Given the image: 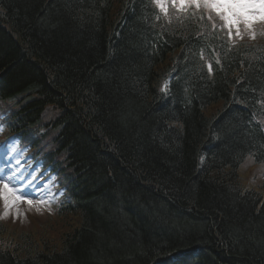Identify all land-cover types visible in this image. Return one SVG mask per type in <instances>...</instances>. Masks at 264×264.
Masks as SVG:
<instances>
[{
    "label": "trees",
    "instance_id": "trees-1",
    "mask_svg": "<svg viewBox=\"0 0 264 264\" xmlns=\"http://www.w3.org/2000/svg\"><path fill=\"white\" fill-rule=\"evenodd\" d=\"M209 20L152 0H0L10 127L52 104L54 215L75 217L53 244L1 222L0 264H264V197L238 176L264 164V37Z\"/></svg>",
    "mask_w": 264,
    "mask_h": 264
},
{
    "label": "rangeland",
    "instance_id": "rangeland-1",
    "mask_svg": "<svg viewBox=\"0 0 264 264\" xmlns=\"http://www.w3.org/2000/svg\"><path fill=\"white\" fill-rule=\"evenodd\" d=\"M211 2L212 0H184L183 3L180 0H158L157 4L162 11L172 8L180 10L187 7H194V10L203 9L207 13V17L211 20L210 22L224 27L231 39L242 40L245 38L246 40H251L257 38V35L264 34V19L260 18L261 13L259 9L249 10L247 13L248 17L251 18L249 22H245L243 17H233L237 22L231 28L230 34L224 19V16L228 15V13L224 12L222 15L221 10L206 6ZM213 106H210L211 109L209 108V111L214 110ZM206 110L208 111V109ZM1 127L2 124H0ZM46 128L47 126L41 125L38 130L39 132H43ZM2 138L3 134L0 131V144ZM10 142L13 144L14 149H16V142L21 146L18 137H14ZM21 152L18 151L16 158L21 161L20 167L23 169L25 164L22 160L26 154ZM6 153V150H0V166H5ZM238 176L243 188L256 190L264 197V164H254L251 162L250 157H247L238 168ZM23 178H25V174H22L20 180ZM25 187L28 190L34 189L35 186L25 184ZM48 188L52 193L54 192L53 187L48 186ZM24 189V187H20L19 191L16 192V195L21 197V200L10 204L7 208L5 207L4 201L0 199V223L2 222L5 226V232H7L8 236L18 238L22 232H27V234L31 232L34 233L36 238L39 239L41 237L48 243L53 244V242L60 239L62 233L71 230V227L75 224V217L58 218L57 215L53 214V211L49 210V206L52 207V205H48V203L52 198L48 202L37 204L33 200V197L29 199L24 196L22 193ZM28 200H32L31 206L27 203ZM36 224L40 226L38 230L35 229Z\"/></svg>",
    "mask_w": 264,
    "mask_h": 264
},
{
    "label": "snow or ice",
    "instance_id": "snow-or-ice-1",
    "mask_svg": "<svg viewBox=\"0 0 264 264\" xmlns=\"http://www.w3.org/2000/svg\"><path fill=\"white\" fill-rule=\"evenodd\" d=\"M180 2L183 3L184 0H180ZM206 6L221 10L222 15L224 12L228 13V15L224 16V19L230 34L231 28L237 22L233 17H243L245 22H249L251 18L248 17L247 13L250 9H259L261 13L260 18L264 19V0H212V2ZM0 131H2V128H0ZM8 151H14V147L6 148V152ZM7 164H12V158H9ZM4 171V167L0 166V199L4 201L5 207L7 208L10 204L19 202L21 197L16 195L19 189L10 187L13 178H9V182H4ZM27 203L31 206L32 200H28Z\"/></svg>",
    "mask_w": 264,
    "mask_h": 264
},
{
    "label": "bare ground",
    "instance_id": "bare-ground-1",
    "mask_svg": "<svg viewBox=\"0 0 264 264\" xmlns=\"http://www.w3.org/2000/svg\"><path fill=\"white\" fill-rule=\"evenodd\" d=\"M3 23V22H2ZM5 23H3V25H4ZM17 36V35H16ZM14 39H16V38H14ZM18 40V42H21L20 41V39H17ZM24 44H25V46H23V47H25V48H27L28 47V45H27V43L26 42H24ZM1 99V98H0ZM50 103V102H49ZM220 105V103L219 104H217V106H219ZM15 109L16 108H14V110H13V112H12V114H11V116H10V120H11V117L14 115V112H15ZM54 108H53V106H52V104L50 103V104H48L47 106H46V109H45V113H43L42 114V117H41V120L43 119L45 122H47V124H48V122L49 121H47L48 119H49V116H46V112L48 111H51V110H53ZM53 111H55V110H53ZM4 169H5V173H6V175H5V177L7 178V180H8V182H9V178H10V176H11V173L10 172H12L13 170H14V168H11V165H7V167H6V163H5V166H4ZM14 177V176H13ZM12 178V177H11Z\"/></svg>",
    "mask_w": 264,
    "mask_h": 264
}]
</instances>
